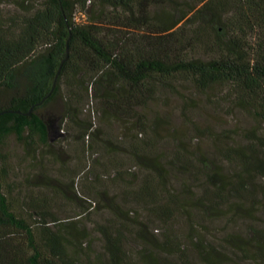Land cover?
<instances>
[{
  "label": "trees",
  "instance_id": "1",
  "mask_svg": "<svg viewBox=\"0 0 264 264\" xmlns=\"http://www.w3.org/2000/svg\"><path fill=\"white\" fill-rule=\"evenodd\" d=\"M183 83L199 91L225 87L233 106L264 127V0H0V141L15 135L23 148L20 164L33 170L41 172L52 154L39 110L60 92L63 117L71 122L91 98L105 116L135 118L146 133L136 109L160 90L177 93ZM181 101L185 106L189 98ZM243 137L246 144L224 150L237 170L233 178H219L209 158L193 164L180 148L170 153L171 163L192 167L198 181L215 182L210 196L197 201L203 210L238 196L251 202L256 192L264 197V134L250 129ZM151 145L152 138L137 144V154ZM151 168L134 190V201L169 218L181 206L174 192L164 191L158 164ZM40 177L42 172L24 173L18 188L8 164H0V264H93L82 244L84 229L76 221H59L51 210L57 188L47 178L38 183ZM93 184L86 193L95 197L99 189ZM106 201L112 224L100 229L108 264H130L121 236L133 230L134 219L122 218L112 197ZM249 233L231 234L227 245L240 252L238 264H264V228L251 227ZM197 246L203 264L225 263L212 242ZM156 252L145 264L161 262ZM177 256L165 263L192 264L183 251Z\"/></svg>",
  "mask_w": 264,
  "mask_h": 264
},
{
  "label": "rangeland",
  "instance_id": "2",
  "mask_svg": "<svg viewBox=\"0 0 264 264\" xmlns=\"http://www.w3.org/2000/svg\"><path fill=\"white\" fill-rule=\"evenodd\" d=\"M225 93V87L199 91L186 83L179 84L177 93L160 90L155 99L136 109L146 121V133L140 132L135 118L105 116L91 98L74 122L63 117L61 92L53 102L40 108L39 113L48 125L52 154L41 170L45 177L37 182H45L47 178L57 188L51 210L59 221H76L75 225L84 229L82 244L93 264H108L100 228L108 229L112 224L106 205L109 197L119 206L116 211L122 218L134 219L133 230H126L121 236L130 264H145L148 254L156 251L159 264H166L165 258L175 260L182 251L192 264H203L201 247L197 246L201 240L218 247L217 257L224 264L240 263V252L228 246L226 238L231 234L249 236L251 227L264 228V197L256 192L253 202L240 200L238 196L231 198L232 203L203 210L197 201L210 196L215 182L198 181L192 167L175 166L170 157V153L180 148L189 163L194 164L201 157L212 160L214 165L210 168L219 173H216L219 178L237 175L235 166L225 159V148L246 144L244 133L251 129L264 134V127L256 117L233 106ZM182 97L189 98L185 106ZM150 138L152 145L138 155L135 146ZM22 152L15 135L0 141V164H8L11 180L18 188L24 173H41L38 167L33 170L26 162L20 164ZM116 160L115 165L120 166L115 169L117 166L112 165ZM153 164L160 167L159 174L167 186L164 191L174 192L181 206L169 218L134 201V190L145 175L153 173ZM117 170L122 173L116 178L113 175ZM188 170L191 172L187 173ZM91 183L99 189L95 197L86 193ZM261 183L257 178L256 185ZM104 191L107 195H103ZM88 204L91 206L87 212L80 218L76 216ZM48 224L54 227L56 222ZM156 247L162 250H155Z\"/></svg>",
  "mask_w": 264,
  "mask_h": 264
},
{
  "label": "water",
  "instance_id": "3",
  "mask_svg": "<svg viewBox=\"0 0 264 264\" xmlns=\"http://www.w3.org/2000/svg\"><path fill=\"white\" fill-rule=\"evenodd\" d=\"M66 56H67V55H66ZM62 63H63V61L61 62V64H62ZM58 71H59V70H58ZM57 75H58V72H57L56 75H55V78H54V81H53L52 89H53L54 86H55ZM42 100H43V99H42ZM42 100H41V101H42ZM41 101H40L39 103H41ZM39 103H38V104H39ZM30 110H31V109H30ZM30 110H29V111H30ZM6 111H12V110H6ZM2 112H3V111H2ZM2 112H0V113H2Z\"/></svg>",
  "mask_w": 264,
  "mask_h": 264
}]
</instances>
